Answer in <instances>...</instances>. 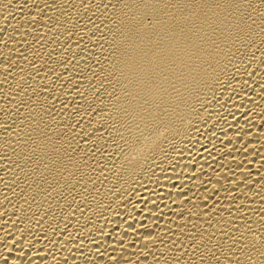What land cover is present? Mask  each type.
Listing matches in <instances>:
<instances>
[{
    "label": "bare ground",
    "instance_id": "bare-ground-1",
    "mask_svg": "<svg viewBox=\"0 0 264 264\" xmlns=\"http://www.w3.org/2000/svg\"><path fill=\"white\" fill-rule=\"evenodd\" d=\"M0 264H264V0H0Z\"/></svg>",
    "mask_w": 264,
    "mask_h": 264
}]
</instances>
